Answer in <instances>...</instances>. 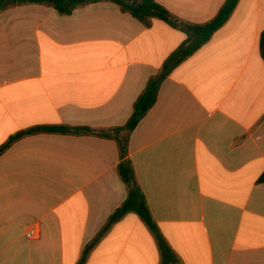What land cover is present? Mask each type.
Masks as SVG:
<instances>
[{
    "label": "crops",
    "instance_id": "1",
    "mask_svg": "<svg viewBox=\"0 0 264 264\" xmlns=\"http://www.w3.org/2000/svg\"><path fill=\"white\" fill-rule=\"evenodd\" d=\"M227 0H157L193 25ZM264 0H240L175 67L132 132L133 167L159 239L135 213L85 264H264ZM188 38L110 1L70 15L40 4L0 12V148L37 126L125 125L151 77ZM115 140L38 133L0 154V264H78L122 205ZM37 224L40 238L26 230Z\"/></svg>",
    "mask_w": 264,
    "mask_h": 264
},
{
    "label": "trees",
    "instance_id": "2",
    "mask_svg": "<svg viewBox=\"0 0 264 264\" xmlns=\"http://www.w3.org/2000/svg\"><path fill=\"white\" fill-rule=\"evenodd\" d=\"M101 1H110L119 5L123 11L131 14L134 18L142 22H147L150 18H158L168 22L170 25L187 34L188 38L165 61L160 72L150 78L146 88L137 98L134 104L133 114L125 125L99 130L90 127H71L66 125L37 126L11 137V139L0 148L1 154L16 139L38 133L86 134L116 141L120 150L121 158L124 160L119 164L118 170L122 181L127 187L128 196L122 205L110 215L106 224L102 227L97 236L88 243L78 264H85L91 250L100 242L112 226L130 213L137 214L156 235L157 239H159L158 225L152 217L146 198L138 184L135 171L130 163L127 164L125 161L131 134L149 110L155 105L160 86L170 72L206 44L212 38L214 33L226 24L240 0H227L212 20L199 25L189 24L178 19L165 7L160 5L157 0H0V12L16 5L40 4L54 8L61 15H70L74 10L81 6ZM260 53L264 60V30L261 33ZM258 182L264 183V172Z\"/></svg>",
    "mask_w": 264,
    "mask_h": 264
},
{
    "label": "built area",
    "instance_id": "3",
    "mask_svg": "<svg viewBox=\"0 0 264 264\" xmlns=\"http://www.w3.org/2000/svg\"><path fill=\"white\" fill-rule=\"evenodd\" d=\"M26 237L30 240H37L40 238V229L37 224L30 226L26 230Z\"/></svg>",
    "mask_w": 264,
    "mask_h": 264
},
{
    "label": "water",
    "instance_id": "4",
    "mask_svg": "<svg viewBox=\"0 0 264 264\" xmlns=\"http://www.w3.org/2000/svg\"><path fill=\"white\" fill-rule=\"evenodd\" d=\"M126 163L128 164L129 162H128V161H126Z\"/></svg>",
    "mask_w": 264,
    "mask_h": 264
}]
</instances>
